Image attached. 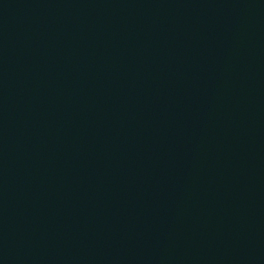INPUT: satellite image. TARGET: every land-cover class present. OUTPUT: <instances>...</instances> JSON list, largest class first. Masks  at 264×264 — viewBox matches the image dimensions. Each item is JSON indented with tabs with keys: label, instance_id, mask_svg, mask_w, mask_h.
Returning <instances> with one entry per match:
<instances>
[{
	"label": "water",
	"instance_id": "obj_1",
	"mask_svg": "<svg viewBox=\"0 0 264 264\" xmlns=\"http://www.w3.org/2000/svg\"><path fill=\"white\" fill-rule=\"evenodd\" d=\"M0 264H264V0H0Z\"/></svg>",
	"mask_w": 264,
	"mask_h": 264
}]
</instances>
